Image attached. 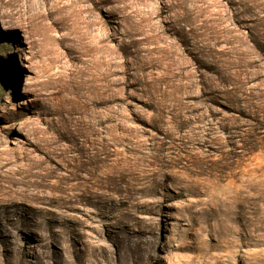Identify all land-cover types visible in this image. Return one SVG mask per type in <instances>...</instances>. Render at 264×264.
Instances as JSON below:
<instances>
[{
  "label": "rangeland",
  "instance_id": "374dc122",
  "mask_svg": "<svg viewBox=\"0 0 264 264\" xmlns=\"http://www.w3.org/2000/svg\"><path fill=\"white\" fill-rule=\"evenodd\" d=\"M0 264H264V0H0Z\"/></svg>",
  "mask_w": 264,
  "mask_h": 264
}]
</instances>
